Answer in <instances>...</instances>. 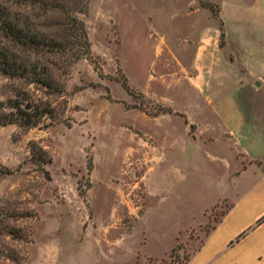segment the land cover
I'll return each instance as SVG.
<instances>
[{
  "label": "rangeland",
  "instance_id": "rangeland-1",
  "mask_svg": "<svg viewBox=\"0 0 264 264\" xmlns=\"http://www.w3.org/2000/svg\"><path fill=\"white\" fill-rule=\"evenodd\" d=\"M207 1L90 0L79 16L91 56L73 62L61 95L0 73V99L21 89L59 117L0 124L12 169L0 178V264H186L248 162L216 107L254 117L234 129L264 138V43L250 60L244 41L222 47L213 13L256 18L264 0ZM32 142L48 162L31 159Z\"/></svg>",
  "mask_w": 264,
  "mask_h": 264
},
{
  "label": "trees",
  "instance_id": "trees-1",
  "mask_svg": "<svg viewBox=\"0 0 264 264\" xmlns=\"http://www.w3.org/2000/svg\"><path fill=\"white\" fill-rule=\"evenodd\" d=\"M203 6L212 3L199 0ZM90 0H0V73L23 77L44 93L61 95L63 77L73 62L91 56V46L80 12L88 10ZM219 8L213 11L217 14ZM220 44H224L222 21L219 22ZM58 120L55 105L46 99H34L18 89L14 96L0 99V124L18 123L24 127ZM31 159L37 163L50 160L39 144L30 145ZM12 169L0 162V178ZM228 209V208H227ZM2 217H0V221ZM13 233L10 229L7 231ZM17 259L14 254H7Z\"/></svg>",
  "mask_w": 264,
  "mask_h": 264
},
{
  "label": "crops",
  "instance_id": "crops-1",
  "mask_svg": "<svg viewBox=\"0 0 264 264\" xmlns=\"http://www.w3.org/2000/svg\"><path fill=\"white\" fill-rule=\"evenodd\" d=\"M257 2L258 0H255L251 7L256 8ZM225 8L220 4L218 14L224 30L222 47L232 44L237 46L238 42L241 45L244 41L247 47L246 52L249 54L252 46L264 43V12L260 14L262 17L258 15L256 18L241 15L239 17L234 14L227 17L224 13ZM260 28L263 29V35L260 34ZM214 30L220 32L219 26ZM250 54L246 59L250 60ZM230 58L240 61L239 67L246 70L245 63L242 61L243 57L239 56L238 51L231 52ZM257 77L259 75L254 76V84ZM216 111L219 114L218 118L232 135L248 162L238 176L239 194L206 233L199 246L190 254L186 264H264V138L246 135L241 137L240 133L235 131L234 125L247 123L253 125L251 120L254 117L246 116L240 112L239 108L236 118H234L235 114L230 117L225 112L221 113L217 107ZM246 172L249 181L241 188L239 181Z\"/></svg>",
  "mask_w": 264,
  "mask_h": 264
}]
</instances>
